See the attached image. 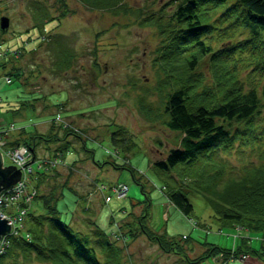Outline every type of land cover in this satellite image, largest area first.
<instances>
[{"label": "trees", "instance_id": "obj_1", "mask_svg": "<svg viewBox=\"0 0 264 264\" xmlns=\"http://www.w3.org/2000/svg\"><path fill=\"white\" fill-rule=\"evenodd\" d=\"M82 1L90 8L114 13L123 10L127 15H135L136 22L142 26H154L157 31L159 44L154 64L162 71L157 70L161 119L167 128L177 133V145L164 158L155 161L153 169L166 177L162 187L171 203L193 219L195 206L190 195H199L212 205L224 226L243 223L251 232L264 236V0H169L157 10L134 7L127 11L119 7L123 0ZM68 12L66 8L54 17L40 8L34 27L44 34L48 21L58 22ZM61 56L59 67L66 70L73 54L66 50ZM145 92L147 96L150 94L149 90ZM35 100L22 106L34 108ZM154 105L149 97L140 99L139 109L146 119L158 118L160 110ZM19 111L13 110L14 114ZM62 120V114L53 115L44 133L27 134L28 130L22 127L19 136L8 143L12 148L21 145L31 151L30 165L24 172L32 176L33 184L27 193L32 195L30 202L24 203L27 232L21 225L14 226L5 237L6 250L0 254V264H122V249L109 238L115 229L106 232L95 223L96 239H90L75 229L70 219H65L59 206L62 197L55 188L46 194L39 193L44 182L60 174V166L73 170L79 162L73 153L74 139L80 141L83 150L90 152V158L96 162L94 151L87 148V142L92 141L88 134ZM8 126L11 127V123ZM127 131L120 127L110 134L114 149L130 151L134 147L135 142ZM41 141L52 145V149L51 146L47 149L54 158L46 160L37 156ZM247 150L256 155L259 162L249 160L236 169L229 158L234 151L243 158ZM69 154L74 155L68 162ZM104 164L128 169L146 197L137 203L143 204V208L134 224H126L125 237L130 235L132 239L146 234L161 249L185 256L189 264H201L210 259L226 264L251 253L264 259L244 238L235 248L209 240L200 242L203 251L191 260L181 242L182 239L190 241L189 235L176 239L177 236L166 230L159 233L149 227L150 192L130 160L123 163L109 160L100 166ZM114 186L96 184L103 196L107 190L110 192L107 193L111 195L109 202L112 196H118ZM21 202L20 199L8 205L4 202L0 212L13 214L11 210L17 211ZM33 202L40 204V213L33 212ZM6 206L11 210L6 211ZM96 246H100L101 256Z\"/></svg>", "mask_w": 264, "mask_h": 264}, {"label": "rangeland", "instance_id": "obj_2", "mask_svg": "<svg viewBox=\"0 0 264 264\" xmlns=\"http://www.w3.org/2000/svg\"><path fill=\"white\" fill-rule=\"evenodd\" d=\"M123 1L119 7L127 11L134 7L157 10L169 0ZM40 8L54 17L66 8L69 12L58 22L48 21L44 34H40L39 29L34 27ZM116 11L90 8L82 0H0V17L5 15L10 18L7 30L0 27V125L11 123L13 133L7 139L18 137L22 127L28 130L27 134L47 132L51 125L49 119L57 113L92 139L87 142V148L94 151L96 162L90 158V152L83 150L80 141L74 139L73 153L78 156L79 162L75 163L73 170L60 166V174L44 182L39 187V193L46 194L55 188L57 195L62 197L59 206L65 219H70L72 226L90 239H96L95 223L106 232L115 229L109 238L122 249V264H189L185 256L161 249L146 234L132 239L130 235L125 237L128 233L126 224H134L143 208V204L137 203L146 197L128 169L111 164L100 166V163L130 160V165L142 174L150 192L149 227L159 233L166 230L168 234L177 236L176 239H181L183 234L189 235L190 241L182 239L181 242L191 260L202 253L200 242L209 240L220 246L235 248L244 238L264 258L262 233L251 232L243 223L224 226L212 205L199 195H190L195 206L193 219L184 215L169 200L162 187L166 177L156 174L153 169V163L164 158L177 145V133L167 128L161 119L158 71H162L154 64L159 38L154 26H142L136 22L135 15ZM18 49L23 52L21 55L15 54ZM66 50L73 57L65 70L59 67V62ZM8 74L12 77L10 83L5 80ZM146 90H149L148 96L145 95ZM144 96L155 102L154 106L160 110L158 118L149 120L140 112V99ZM30 100H35L34 108L22 106ZM15 109H20L18 114H14ZM120 127L126 128L135 142L130 151L118 147L114 149L109 140L110 134ZM2 137L0 141H3ZM48 146L52 149L49 142L41 141L37 156L54 158ZM0 148L7 153L5 165L15 164L16 158L14 160V155L8 154V148ZM73 155L68 157V162ZM229 159L236 169L249 160L259 162L250 150L245 151L243 158L234 151ZM31 177H28L30 182L26 192L33 184ZM97 183L106 186L124 183L129 190L125 198L114 195L109 202L111 195L107 193L110 192L107 190L104 196L100 194ZM40 208L39 203L33 202V212L40 213ZM10 210L6 206V211ZM11 211L16 217L20 208ZM26 217L16 222L24 232H27ZM96 247L101 256L100 246ZM254 254L238 256L237 261L226 264H264V259ZM201 264L220 263L210 259Z\"/></svg>", "mask_w": 264, "mask_h": 264}, {"label": "built area", "instance_id": "obj_3", "mask_svg": "<svg viewBox=\"0 0 264 264\" xmlns=\"http://www.w3.org/2000/svg\"><path fill=\"white\" fill-rule=\"evenodd\" d=\"M1 135H2V133L0 132V138H1ZM4 144H5V141H4V138H3V141H0V147L1 146L3 147ZM20 151H23V153L20 152ZM11 153L14 155V160L16 158V163L15 164L18 167H20V168H22L24 170L26 168L27 158L29 156V153H28L27 149L24 147V149L18 148V149H15V150L8 151V154H11ZM24 186H25V182H24V180H21L15 186H13L12 188L3 189L2 192L0 193V206L4 202H6L7 205H8L10 201L20 198L21 195L23 194ZM113 189L118 195L123 196L126 193V191L128 190V187L125 184H121L118 187H114ZM24 212H25V210L19 211V214H17L16 217L8 216V215H6V214H4L2 212H0V213H1V215L3 217L8 219V221H9V223L11 225H14V224H16V222L18 220L22 219ZM4 245H5V242L3 240L1 242V244H0V253H2L5 250Z\"/></svg>", "mask_w": 264, "mask_h": 264}, {"label": "water", "instance_id": "obj_4", "mask_svg": "<svg viewBox=\"0 0 264 264\" xmlns=\"http://www.w3.org/2000/svg\"><path fill=\"white\" fill-rule=\"evenodd\" d=\"M10 25V19L8 16H2L0 18V27L2 30H7ZM21 178V170L17 169L16 166L8 164L4 165L2 153L0 152V193L3 189H6ZM11 230V224L7 218L0 215V240L3 235Z\"/></svg>", "mask_w": 264, "mask_h": 264}, {"label": "crops", "instance_id": "obj_5", "mask_svg": "<svg viewBox=\"0 0 264 264\" xmlns=\"http://www.w3.org/2000/svg\"><path fill=\"white\" fill-rule=\"evenodd\" d=\"M11 136V135H10Z\"/></svg>", "mask_w": 264, "mask_h": 264}]
</instances>
